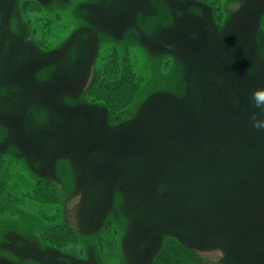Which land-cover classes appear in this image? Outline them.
I'll return each instance as SVG.
<instances>
[{"label":"rangeland","instance_id":"obj_1","mask_svg":"<svg viewBox=\"0 0 264 264\" xmlns=\"http://www.w3.org/2000/svg\"><path fill=\"white\" fill-rule=\"evenodd\" d=\"M260 87L264 0H0V264H264Z\"/></svg>","mask_w":264,"mask_h":264},{"label":"trees","instance_id":"obj_2","mask_svg":"<svg viewBox=\"0 0 264 264\" xmlns=\"http://www.w3.org/2000/svg\"><path fill=\"white\" fill-rule=\"evenodd\" d=\"M174 247V248H172ZM172 249L175 252L170 253ZM154 264H210L205 259L196 256L192 251L183 248L175 241L168 240L164 244L162 251L156 256Z\"/></svg>","mask_w":264,"mask_h":264},{"label":"clouds","instance_id":"obj_3","mask_svg":"<svg viewBox=\"0 0 264 264\" xmlns=\"http://www.w3.org/2000/svg\"><path fill=\"white\" fill-rule=\"evenodd\" d=\"M250 103L254 108L259 109L258 112H252L249 121L251 126L257 131H264V87L255 88L249 96Z\"/></svg>","mask_w":264,"mask_h":264}]
</instances>
